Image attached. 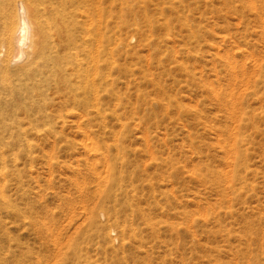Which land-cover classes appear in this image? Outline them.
I'll return each mask as SVG.
<instances>
[{
    "label": "rangeland",
    "instance_id": "rangeland-1",
    "mask_svg": "<svg viewBox=\"0 0 264 264\" xmlns=\"http://www.w3.org/2000/svg\"><path fill=\"white\" fill-rule=\"evenodd\" d=\"M104 3L113 112L5 154L0 264H264V0Z\"/></svg>",
    "mask_w": 264,
    "mask_h": 264
},
{
    "label": "bare ground",
    "instance_id": "bare-ground-1",
    "mask_svg": "<svg viewBox=\"0 0 264 264\" xmlns=\"http://www.w3.org/2000/svg\"><path fill=\"white\" fill-rule=\"evenodd\" d=\"M106 13L104 0H0L2 165L12 167L9 152L14 162H33L37 148L44 151L42 158L52 160L57 155L47 151L69 142L68 127L82 132L97 118L107 119V110L113 112ZM98 140L90 142L94 150L100 149Z\"/></svg>",
    "mask_w": 264,
    "mask_h": 264
}]
</instances>
